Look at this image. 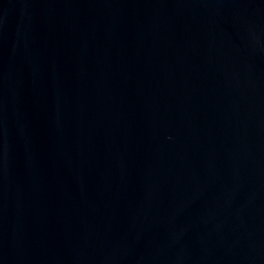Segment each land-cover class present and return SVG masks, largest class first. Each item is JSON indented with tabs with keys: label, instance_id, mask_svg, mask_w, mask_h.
<instances>
[{
	"label": "water",
	"instance_id": "water-1",
	"mask_svg": "<svg viewBox=\"0 0 264 264\" xmlns=\"http://www.w3.org/2000/svg\"><path fill=\"white\" fill-rule=\"evenodd\" d=\"M0 264H264V0H0Z\"/></svg>",
	"mask_w": 264,
	"mask_h": 264
}]
</instances>
